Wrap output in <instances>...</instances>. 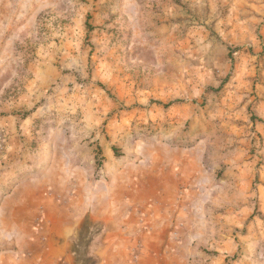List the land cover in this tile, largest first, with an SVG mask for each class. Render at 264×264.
I'll return each mask as SVG.
<instances>
[{"label":"rangeland","instance_id":"rangeland-1","mask_svg":"<svg viewBox=\"0 0 264 264\" xmlns=\"http://www.w3.org/2000/svg\"><path fill=\"white\" fill-rule=\"evenodd\" d=\"M0 264H264V0H0Z\"/></svg>","mask_w":264,"mask_h":264}]
</instances>
